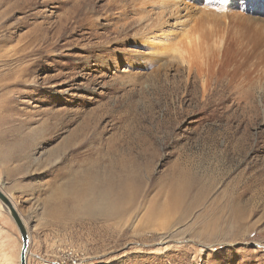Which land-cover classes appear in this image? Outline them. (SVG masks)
<instances>
[{
    "label": "rangeland",
    "instance_id": "374dc122",
    "mask_svg": "<svg viewBox=\"0 0 264 264\" xmlns=\"http://www.w3.org/2000/svg\"><path fill=\"white\" fill-rule=\"evenodd\" d=\"M80 1L0 0V186L27 264H264V0H96L95 39ZM90 158L140 176L122 214L84 213ZM21 247L0 204V264Z\"/></svg>",
    "mask_w": 264,
    "mask_h": 264
},
{
    "label": "bare ground",
    "instance_id": "6f19581e",
    "mask_svg": "<svg viewBox=\"0 0 264 264\" xmlns=\"http://www.w3.org/2000/svg\"><path fill=\"white\" fill-rule=\"evenodd\" d=\"M109 1V0H108ZM81 5L78 9L75 10V12L72 14L73 18H80V25L79 28H82L85 25H89L90 28V34H89V38H99V36L96 34V29H98V27L91 23V18L89 15L87 16V11L85 12V7L86 5H89L90 8H92L93 10H95L97 8V4H96V0H81L80 1ZM112 4V7H111ZM142 4V6L145 4V2L139 3ZM114 4L108 2L107 4H105L103 7L109 8L111 10L114 9ZM139 6V5H138ZM141 6V7H142ZM87 8V7H86ZM100 10V9H99ZM175 11V10H174ZM75 15V16H74ZM93 15V14H92ZM112 16V14H110ZM84 19H82V18ZM110 19V17H109ZM138 21V20H137ZM140 22V21H139ZM69 24V23H68ZM111 25V24H110ZM133 25V24H132ZM139 26V25H138ZM137 26V27H138ZM155 26V25H154ZM130 27V26H129ZM156 27V26H155ZM67 25L65 27V29H67ZM122 28V27H121ZM127 29V28H126ZM136 29V28H135ZM153 29V28H151ZM116 31V30H115ZM114 31V32H115ZM121 31V30H120ZM139 31V30H138ZM149 31V30H148ZM98 32V31H97ZM140 32V31H139ZM51 34V30L47 29L42 37L40 38L41 40L46 41L49 38H52L54 35H56L55 33L52 35H48ZM138 33V32H137ZM144 33V32H143ZM123 34V33H122ZM129 34V33H127ZM141 35V34H140ZM47 36V38H46ZM109 37V36H108ZM102 38V37H101ZM103 38H106L105 35H103ZM139 38V37H136ZM116 39V38H115ZM122 40V39H121ZM141 40V39H140ZM118 41V40H117ZM41 42V41H40ZM110 42V41H109ZM125 42V41H124ZM192 43V42H191ZM114 45V44H113ZM192 46V45H191ZM120 47V46H119ZM122 55V54H121ZM102 59V58H100ZM184 61V60H183ZM218 59H216L214 61L213 65H216V63H218ZM190 67V66H189ZM191 69V68H189ZM201 70V69H200ZM203 71V70H202ZM200 72V71H199ZM219 72V71H218ZM202 73V72H201ZM216 73L215 69L212 67V70L209 71L208 75L209 76H213ZM204 74V73H203ZM198 75V74H197ZM202 75V74H201ZM238 84V83H237ZM241 85V84H240ZM235 86V85H234ZM243 86V85H242ZM239 87V86H238ZM241 87V86H240ZM244 87V86H243ZM236 88V87H234ZM189 89V88H188ZM81 149V148H80ZM104 155V154H103ZM106 155V154H105ZM90 158V163L89 166H87L85 173H87L84 181L87 179V185L89 186L87 188V191H84L83 193L86 195V206H85V210L84 213H90L94 211H96V213H98V215H109V216H116V215H120L123 213V207H120V205H114V201H111V196L113 193V190L115 187H118V191L119 196H123L126 194H129V188L132 187L134 185V183H138L140 182V176L139 175H128L127 171H129L126 167L127 165L124 164L125 166H121V163H117V162H113L114 160H112L111 158L108 160H106V164L101 165L99 164L100 159H93ZM105 159V158H104ZM101 158V160H104ZM99 160V161H98ZM123 163V162H122ZM130 173V172H129ZM187 173V172H185ZM186 175V174H185ZM187 176V175H186ZM84 177V176H83ZM188 177V176H187ZM194 177V176H193ZM82 178H80L81 181ZM194 179V178H193ZM83 180V179H82ZM185 180V179H184ZM200 184L206 185L203 181V179H198ZM78 181V180H77ZM192 181V180H191ZM216 181H213L212 183H209V188L210 190L213 189V185ZM79 184V182H78ZM86 185V186H87ZM179 186V182H175V184L173 185L174 190H177V187ZM128 192V193H127ZM75 196V194H73ZM135 193H131L130 196L132 198L135 197ZM9 196V195H8ZM78 196V195H77ZM84 196V195H83ZM10 197V196H9ZM124 197V196H123ZM11 199V197H10ZM77 199V198H76ZM91 199L92 202L89 203V200ZM124 199V198H123ZM12 200V199H11ZM85 202V203H86ZM93 203V204H92ZM0 204L2 205V203L0 202ZM71 204V203H70ZM62 205V204H61ZM72 205V204H71ZM79 205V204H78ZM3 207V205H2ZM84 208V207H83ZM94 210V211H93ZM7 212V211H6ZM89 214V215H90ZM95 214V213H94ZM87 215V214H86ZM97 215V214H96ZM105 217V216H104ZM30 237V235H29ZM22 249V247H21ZM21 254V251H20ZM20 258V257H19ZM10 257H8V255L5 256L4 258V263H10Z\"/></svg>",
    "mask_w": 264,
    "mask_h": 264
},
{
    "label": "water",
    "instance_id": "95a60500",
    "mask_svg": "<svg viewBox=\"0 0 264 264\" xmlns=\"http://www.w3.org/2000/svg\"><path fill=\"white\" fill-rule=\"evenodd\" d=\"M0 202L3 205V208L10 215L11 219L16 224L19 229L21 238H22V249L20 254V264H27V256L29 252V245L31 242V238L29 237V231L27 229V225L21 216L20 212L17 210V207L10 199V197L4 192V190L0 186Z\"/></svg>",
    "mask_w": 264,
    "mask_h": 264
},
{
    "label": "crops",
    "instance_id": "0c3cea01",
    "mask_svg": "<svg viewBox=\"0 0 264 264\" xmlns=\"http://www.w3.org/2000/svg\"><path fill=\"white\" fill-rule=\"evenodd\" d=\"M4 192H6V191H4ZM7 194V193H6Z\"/></svg>",
    "mask_w": 264,
    "mask_h": 264
}]
</instances>
